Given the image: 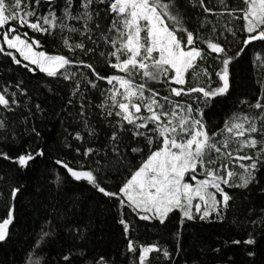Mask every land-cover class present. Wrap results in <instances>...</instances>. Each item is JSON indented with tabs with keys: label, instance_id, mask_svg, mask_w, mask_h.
<instances>
[{
	"label": "trees",
	"instance_id": "16d2710c",
	"mask_svg": "<svg viewBox=\"0 0 264 264\" xmlns=\"http://www.w3.org/2000/svg\"><path fill=\"white\" fill-rule=\"evenodd\" d=\"M24 4L26 10L35 12L29 18L33 22L54 14L55 27L43 25L40 20L48 29L43 32L10 22L0 32L16 27L22 38L39 42L38 51L64 56L71 63L58 75L48 76L24 61L16 50L0 43L4 48L0 52V94L9 101L8 107L0 106V153L8 157L0 156V222L8 218L9 211L13 216L7 237L0 242V264H97L101 257L105 264H139L141 248L152 246L160 251L151 252L147 264H264V158L246 188L224 187L231 197L227 207L218 204L220 214L213 211L204 220L200 219L202 213H197L194 219L183 218L182 222L178 209L168 213L163 223L158 218L142 220L140 216L145 213L121 207L116 197L105 196L86 179L72 177L68 168L90 171L100 187L119 193L162 142L157 139L149 145L144 137H134L132 126L115 115L119 109L112 108L108 100L115 84L97 79L85 67L91 65L101 77L126 76L110 66L115 58L109 55L114 51L109 41L117 35L111 30L116 17L110 4L102 0H92L87 8L85 0H71L70 6L68 0H24ZM174 5L173 11L181 16L183 27L194 36L193 46L205 54L193 69L187 70L183 85L170 83L164 77L159 82L147 81V88L158 93L156 99L163 111L171 114L176 105L184 109L191 106L194 117L199 119L202 113L206 131L218 145L228 141L225 151L255 158L258 148L264 145L238 151L249 134L236 138L226 131V125L232 123H242L245 128L255 123L261 131L250 135L264 140V107L253 106L264 95V39L243 43L249 34L241 10H246L247 5L244 0H174ZM86 12L91 19L84 15ZM177 35L186 44L187 34ZM65 40L73 46L83 44V48L70 50ZM208 41L224 47L234 59L229 65L227 93L205 99L203 93L187 90L221 86L216 75L222 67L220 58L215 53L208 54ZM6 52H12L21 63H15ZM169 75L175 76V72ZM126 78L136 85L145 83L142 74ZM173 87L185 92L180 96L171 94ZM149 95L145 91V96ZM109 111L113 114L108 115ZM140 115L149 113L142 108ZM181 115H187L186 111ZM113 133L116 140L112 139ZM133 148L141 151L133 152ZM28 152L43 155L20 167L16 158ZM207 159L217 161L210 166L214 168L229 164L237 173L231 181L233 185L240 184L244 174L239 165L251 163L230 162L215 152ZM14 189L18 191L13 198ZM121 219L128 224L127 232ZM43 232L50 234L41 240ZM248 239L255 243H244ZM129 241L135 251L128 250ZM65 256L69 259L65 260Z\"/></svg>",
	"mask_w": 264,
	"mask_h": 264
},
{
	"label": "snow or ice",
	"instance_id": "6c2138e0",
	"mask_svg": "<svg viewBox=\"0 0 264 264\" xmlns=\"http://www.w3.org/2000/svg\"><path fill=\"white\" fill-rule=\"evenodd\" d=\"M38 2L39 0H37ZM91 2L92 0H85L84 7L87 8ZM102 2L110 4V11L116 17L111 30H114L117 35L109 41L114 49L109 55L115 58V62L110 61V66L125 73L126 76L142 74L145 83L136 85L126 76L119 75L101 77L91 65H85V67L90 68L97 79H106L110 85H119V88L114 86L109 90L108 100L111 101L112 108L119 109L115 115L132 126V135L144 137L149 145L159 139L162 146L150 152L147 159L133 173L131 179L120 188L119 193L108 192L100 187L90 171H75L68 168L66 164L63 166L68 168V172L76 180L86 179L105 196L119 199L121 207L126 205L146 213L140 216L142 220L158 218L163 223L168 213L174 209H178L182 213V222L183 218L194 219L193 209L196 213H202L201 220L207 219L213 211L219 215L220 210L216 206L221 201L216 199V193H220L223 197L224 207H227L228 201L231 199L221 185L246 188L255 178L253 172L256 170L257 164L264 158V146L258 148L255 158L248 155L233 156L230 151H225L229 148L228 141H225L223 145L213 142V138L206 131L202 113L200 114L201 118L198 119L192 115L191 106L184 109L180 105H176L172 113L169 114L163 111V106L156 99L158 93L147 88V81L159 82L164 77H167L170 83L183 85L187 70L193 69L196 66V61L202 59L205 54L204 50L193 46L195 44L193 34L187 32L183 27L181 16L178 12L173 11L174 0H102ZM244 2L247 9L241 10L242 18L247 22L246 31L249 36L243 43L247 45L250 41L264 39V0H244ZM68 3L70 6L71 0H68ZM205 11L209 10L205 9ZM66 15L71 18V13L67 9ZM84 15L91 19L87 12ZM34 16V11L26 10L24 0H0V28H5L10 22H16L21 27L27 26L34 31L47 32L48 29L43 25L55 27L56 17L54 14L50 13L47 17H40L37 22L29 19ZM40 20L43 21V25L39 22ZM168 21H171V24ZM179 32L187 34L186 44L183 42V38L177 35ZM23 35L27 37V33ZM0 36L3 37L0 43L6 44L8 49H15L24 60L38 66L39 70L46 72L48 76L58 75L60 69L71 63L64 56H49L43 51H34V46H38L39 42L36 40L29 42L28 39L22 38L16 27H7L5 31L0 32ZM65 44L70 50L83 48V44L73 46L67 40H65ZM207 49L210 50L209 55L215 53L220 58L222 67L216 75L222 82L221 86L211 90L200 87L187 90L188 93L201 92L205 99L227 93L229 65L234 59L218 43L208 41ZM0 52H4L3 47H0ZM5 54L12 56L15 63H21L12 52ZM239 54L238 52L237 56ZM24 66L29 68L28 64ZM29 70L32 69L29 68ZM170 71H174L175 76H170ZM68 78L66 75L65 79ZM145 91H148L150 95L145 96ZM183 92H185L183 88L173 87L170 89V93L176 96H180ZM164 99L168 101L167 97ZM261 100H264V95L253 106L258 109L264 107ZM137 101H141V103H137ZM8 104L9 101L3 94H0V106L8 107ZM142 108L149 113L148 116L140 115ZM185 111L187 115H181ZM112 114V111L108 112V115ZM247 119L244 117V120ZM2 126L0 123V127ZM142 129L145 131H141ZM226 131L236 138L244 137L246 133L249 134L241 141L238 151L243 148H257L258 144L264 145V140H257L256 137L250 135L261 131L255 123L248 128H245L242 123H232L226 125ZM77 138H80L79 134H77ZM112 139H117L116 133H113ZM132 151L139 152L141 149L133 148ZM213 151L217 156H225L230 162L251 161L249 164L241 163L239 165L244 169V174L240 176V184L233 185L231 183L237 173L231 170L229 164L222 163L219 168L210 167L217 161L205 159V157ZM42 155V152L34 154L28 152L19 155L16 158V163L20 167H26L30 161ZM85 155L88 153L86 152ZM0 156L8 159L3 153H0ZM57 163L62 162L57 161ZM198 168L205 170L206 178L196 180L195 185L185 182L186 175L196 173ZM222 171L226 175H222ZM192 179H196L195 175L192 176ZM210 188L215 189V192H210ZM17 191L18 189L13 190V198ZM197 200L203 202V208L201 203H194ZM12 218V211H9L8 218L0 222V241L6 239L7 226L12 222ZM120 223L124 225L127 232L128 224L123 219ZM49 234L43 232L41 240ZM233 243L238 244L240 241H233ZM244 243L253 244L255 241L248 239ZM128 250L135 251V246L131 241H129ZM153 251H160V249L155 246L142 247L139 264H147L149 254ZM164 255L167 257L168 252L164 251ZM64 259L68 260L69 257L65 256ZM97 264H105L104 258L101 257Z\"/></svg>",
	"mask_w": 264,
	"mask_h": 264
},
{
	"label": "rangeland",
	"instance_id": "374dc122",
	"mask_svg": "<svg viewBox=\"0 0 264 264\" xmlns=\"http://www.w3.org/2000/svg\"><path fill=\"white\" fill-rule=\"evenodd\" d=\"M15 50V49H14ZM34 51H37V52H40V51H38L37 50V48H36V46H34ZM19 53V52H18ZM19 55H20V53H19ZM47 55V54H46ZM49 56H51V55H49ZM23 58V57H22ZM24 60V59H23ZM24 61H26V60H24ZM27 63H29V64H31L29 61H26ZM31 65H33L35 68H37L38 70H39V67L38 66H36V65H34V64H31ZM67 66V65H66ZM66 66H65V68H66ZM65 68H63V69H60L59 71H61V70H64ZM40 71V70H39ZM43 73H45V74H47L46 72H43ZM222 83V82H221ZM116 88H119V85L118 84H115L114 85ZM113 86V87H114ZM112 87V88H113ZM120 91H123V89H120ZM118 99H120V97L118 98ZM229 134V133H228ZM213 142H215L214 140H213ZM216 143V142H215ZM214 152V151H213ZM218 157V156H217ZM205 159H207V156L205 157ZM222 174V173H221ZM224 174H226V173H224ZM193 175H195V177H196V179L195 180H193L192 179V176ZM206 178V176H205V170L203 169V168H198V170H197V172L196 173H194V174H192V173H189V174H187L186 175V177H185V182H187V183H190V184H193V185H195V183H196V180H204ZM227 185H221V187L223 188V190L225 191V189H224V187H226ZM209 191L210 192H215V189H212V188H210L209 189ZM226 192V191H225ZM220 197V200L219 201H221V204H223L222 203V201H223V197L220 195V193H216V199H217V197ZM194 203H201V206H202V208H203V202H201V201H194ZM146 214V213H145ZM147 214H150V213H147ZM193 214H197L196 212H195V209H193ZM151 215V214H150ZM181 215H182V213H181Z\"/></svg>",
	"mask_w": 264,
	"mask_h": 264
},
{
	"label": "water",
	"instance_id": "95a60500",
	"mask_svg": "<svg viewBox=\"0 0 264 264\" xmlns=\"http://www.w3.org/2000/svg\"><path fill=\"white\" fill-rule=\"evenodd\" d=\"M44 1H50V0H44ZM258 40V39H257ZM9 230V225L7 226V231ZM3 242V241H0Z\"/></svg>",
	"mask_w": 264,
	"mask_h": 264
}]
</instances>
